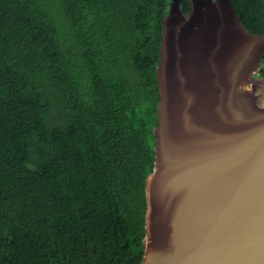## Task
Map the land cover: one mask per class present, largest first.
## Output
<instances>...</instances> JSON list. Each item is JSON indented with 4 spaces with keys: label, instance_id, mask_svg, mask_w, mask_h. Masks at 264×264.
<instances>
[{
    "label": "trees",
    "instance_id": "obj_1",
    "mask_svg": "<svg viewBox=\"0 0 264 264\" xmlns=\"http://www.w3.org/2000/svg\"><path fill=\"white\" fill-rule=\"evenodd\" d=\"M170 2L0 0V264H141Z\"/></svg>",
    "mask_w": 264,
    "mask_h": 264
},
{
    "label": "water",
    "instance_id": "obj_2",
    "mask_svg": "<svg viewBox=\"0 0 264 264\" xmlns=\"http://www.w3.org/2000/svg\"><path fill=\"white\" fill-rule=\"evenodd\" d=\"M171 0L141 264H264V34L229 0Z\"/></svg>",
    "mask_w": 264,
    "mask_h": 264
}]
</instances>
